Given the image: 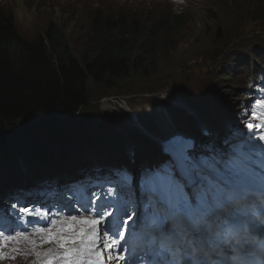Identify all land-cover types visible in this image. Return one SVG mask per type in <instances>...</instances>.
<instances>
[{"label": "rangeland", "instance_id": "1", "mask_svg": "<svg viewBox=\"0 0 264 264\" xmlns=\"http://www.w3.org/2000/svg\"><path fill=\"white\" fill-rule=\"evenodd\" d=\"M86 1L0 0V7L14 13L18 31L29 39L43 31L49 21L57 22L69 38L73 51L82 55L91 36L88 37L91 20H108L105 15L95 16L91 10L93 7ZM104 10L108 13L124 14L130 20L136 19L142 29L147 26L151 28L154 25L159 26L166 36L154 45L149 44V51L158 61L151 66L148 74L134 69L131 76L121 80L113 91H107L102 86L90 85L92 91L88 107H91V110L99 109L101 115L94 118L97 123L107 124L106 126L111 128L110 125L115 118L110 117L116 116L104 112L103 106L101 107L102 100L109 99L113 100L111 108H129L128 112L131 114H128L130 117L127 122L130 125L122 122L121 127L127 129L133 138L148 135L145 129L158 135V129L162 127L168 131L159 139L166 140L174 133L180 132L173 126L174 117L178 116L179 111L174 106L182 105L186 109L184 114L196 116L195 111L198 110L194 108L204 110L207 107H215L220 102L233 119L232 126L228 129L229 138H225V147L228 143L240 147L239 140L247 147L248 137L252 136V133H247L245 123L238 115L242 113L247 99L240 88L243 86L242 82L236 87L233 85L236 80L248 77L253 68L257 71L264 67V0H133V4L109 3L104 5ZM165 18L169 21L167 22ZM231 71L235 74L233 82L223 81L224 75ZM206 86L211 90V98L208 101L190 98V88L200 97L198 92ZM169 91L180 96L190 106L179 104L175 100L170 103ZM149 98L168 102V109ZM133 109L145 129L143 126L141 128L138 118L131 112ZM133 125L140 127L141 130ZM153 149L149 144L138 148L133 154V149L126 146L128 159L118 160L112 155L111 150L103 152L100 149L93 153L90 147L84 146L79 156L69 153V156L62 157L58 164H65L66 167L71 162L76 163L79 159L87 158V165L99 163L108 167L135 157L138 159L137 162H143L142 167H148L157 173L161 170L162 164L167 165L165 162L167 157L162 155L161 150L160 153H154ZM91 153L94 155L92 158ZM118 154L117 152V156ZM210 154L212 155L211 151ZM257 154V151L249 153L251 158L257 157ZM226 155L216 159L215 167L208 165L207 161L204 162L205 171L202 173L204 178L205 174L208 176L206 181L212 191L227 189L232 185L231 181L219 172L221 168H225L221 167V164L225 163ZM230 163L240 179L257 180L251 171L241 169V165L235 159H231ZM261 163H264V154L259 161V164ZM21 165L25 169V163ZM172 177L177 180L174 174ZM144 180L147 181V174L144 175ZM144 191L150 193L147 189ZM135 216L136 210L133 214V217ZM13 247L20 248L14 260L10 258ZM4 250L9 252V258L0 261V264H17L18 260L21 264H29L33 260L31 245L27 241L21 240L19 245L9 243Z\"/></svg>", "mask_w": 264, "mask_h": 264}, {"label": "trees", "instance_id": "2", "mask_svg": "<svg viewBox=\"0 0 264 264\" xmlns=\"http://www.w3.org/2000/svg\"><path fill=\"white\" fill-rule=\"evenodd\" d=\"M11 12L0 7V194L12 187L19 190L25 182L36 184L45 175L65 174L58 161L71 150L78 153V146L124 147L128 136L98 131L103 123L82 135L66 134L73 132L75 122L98 116L88 107L90 85L113 91L134 69L149 73L158 61L149 44L157 43L162 31L156 25L143 30L137 20H95L86 50L79 55L53 22L36 41L24 40ZM70 113H76L70 116L74 122L54 120ZM220 118L215 116L214 126ZM184 124L181 128L196 131ZM135 142L157 146L147 137Z\"/></svg>", "mask_w": 264, "mask_h": 264}, {"label": "snow or ice", "instance_id": "3", "mask_svg": "<svg viewBox=\"0 0 264 264\" xmlns=\"http://www.w3.org/2000/svg\"><path fill=\"white\" fill-rule=\"evenodd\" d=\"M256 103L258 106H264V100ZM252 116L257 123L255 125L249 124L248 128H264V114L257 113L254 108ZM259 138L264 140V133ZM21 211L33 213L34 210L23 208ZM106 215L104 212H97L95 217L92 215L84 216L83 214L59 217L48 221L49 227L33 229L35 233L42 234L41 244L55 242L59 249H63L62 252L54 248H49L43 253L36 251L37 257H43L40 264H56L57 261H61L63 264H81L85 257L89 258L88 264H105V250L113 246L107 242L108 239H113L116 245L119 244V240L109 237L108 231L103 229ZM120 238L123 239L122 233ZM21 240L27 241L31 245L32 250L36 249V240L27 232L18 231L11 235H5L0 232V261L9 258V252L4 250L9 242L19 245ZM19 252V247H13L10 258L14 260L16 258L15 254ZM27 254L25 253V255ZM113 258L115 257H107V259ZM119 258L123 259L124 257L121 255Z\"/></svg>", "mask_w": 264, "mask_h": 264}, {"label": "water", "instance_id": "4", "mask_svg": "<svg viewBox=\"0 0 264 264\" xmlns=\"http://www.w3.org/2000/svg\"><path fill=\"white\" fill-rule=\"evenodd\" d=\"M71 114H66V115H63V116H56L54 120H60V121H63V122H74V120L70 117ZM74 126L77 127L79 126V123L75 122L74 123ZM81 127H84V126H81Z\"/></svg>", "mask_w": 264, "mask_h": 264}, {"label": "bare ground", "instance_id": "5", "mask_svg": "<svg viewBox=\"0 0 264 264\" xmlns=\"http://www.w3.org/2000/svg\"><path fill=\"white\" fill-rule=\"evenodd\" d=\"M154 126H155V125H154ZM35 151H36V150H35ZM210 155H211V154H210ZM101 208H104V209H106L105 205H103ZM161 224H163V223L161 222ZM157 254L159 255V252H158V253H156V255H157ZM156 255H155V256H156ZM163 264H164V263H163Z\"/></svg>", "mask_w": 264, "mask_h": 264}]
</instances>
